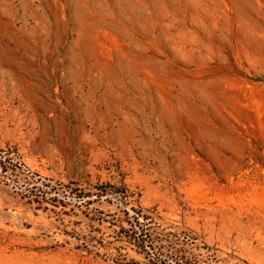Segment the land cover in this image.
I'll list each match as a JSON object with an SVG mask.
<instances>
[{
	"label": "rangeland",
	"instance_id": "374dc122",
	"mask_svg": "<svg viewBox=\"0 0 264 264\" xmlns=\"http://www.w3.org/2000/svg\"><path fill=\"white\" fill-rule=\"evenodd\" d=\"M0 264H264V0H0Z\"/></svg>",
	"mask_w": 264,
	"mask_h": 264
},
{
	"label": "crops",
	"instance_id": "0c3cea01",
	"mask_svg": "<svg viewBox=\"0 0 264 264\" xmlns=\"http://www.w3.org/2000/svg\"><path fill=\"white\" fill-rule=\"evenodd\" d=\"M74 12H75V10H74ZM69 64H71V66L73 67V72H75L76 71V64H75V60H73V59H71V61H70V63ZM84 65V64H83ZM73 75H75V73H73Z\"/></svg>",
	"mask_w": 264,
	"mask_h": 264
},
{
	"label": "bare ground",
	"instance_id": "6f19581e",
	"mask_svg": "<svg viewBox=\"0 0 264 264\" xmlns=\"http://www.w3.org/2000/svg\"><path fill=\"white\" fill-rule=\"evenodd\" d=\"M60 36H61V40L62 41L66 39V35L65 34H61Z\"/></svg>",
	"mask_w": 264,
	"mask_h": 264
}]
</instances>
